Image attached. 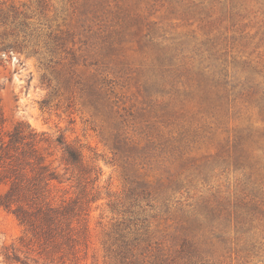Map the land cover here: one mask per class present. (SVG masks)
I'll return each mask as SVG.
<instances>
[{"label": "rangeland", "instance_id": "rangeland-1", "mask_svg": "<svg viewBox=\"0 0 264 264\" xmlns=\"http://www.w3.org/2000/svg\"><path fill=\"white\" fill-rule=\"evenodd\" d=\"M0 9V41L16 42L0 47L7 124L47 139L55 202L87 181L73 248L54 260L0 207V264H114L117 223L142 234L139 264H264V0ZM65 145L96 171H66Z\"/></svg>", "mask_w": 264, "mask_h": 264}, {"label": "trees", "instance_id": "trees-1", "mask_svg": "<svg viewBox=\"0 0 264 264\" xmlns=\"http://www.w3.org/2000/svg\"><path fill=\"white\" fill-rule=\"evenodd\" d=\"M3 13L0 9V14ZM15 43L0 41V47L6 51ZM45 141L47 139L25 121H16L9 126L0 104V185L3 186L0 207L11 211L23 226L24 233L19 241L23 242L26 238L28 242L34 241L46 251L48 259L54 260L55 251L73 248L72 231L85 210L79 194L87 181L82 174H77L74 177L79 194L55 202L51 196L54 182L63 181L47 160L48 154L42 146ZM63 161L65 170L71 173L77 168L79 173L96 171L93 166L85 168L80 153L70 145H65ZM120 224L117 223L108 234L107 251L114 264H139L133 248L144 241L142 234L125 231ZM62 256L58 258L62 259ZM6 258H9L7 253ZM191 260L188 264H194Z\"/></svg>", "mask_w": 264, "mask_h": 264}]
</instances>
